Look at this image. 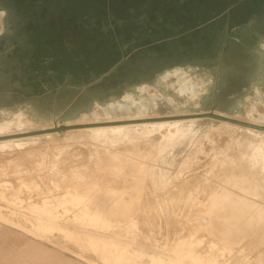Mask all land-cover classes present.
I'll return each instance as SVG.
<instances>
[{
  "label": "rangeland",
  "instance_id": "1",
  "mask_svg": "<svg viewBox=\"0 0 264 264\" xmlns=\"http://www.w3.org/2000/svg\"><path fill=\"white\" fill-rule=\"evenodd\" d=\"M116 1L0 0V264H107L87 242L36 236L33 206L45 203L85 240L129 244L128 264L174 257L184 241L183 254L191 244L203 263L264 264V129L210 116L264 128V0H200L217 14L185 18L170 15L175 0H120L183 25L138 43L130 30L124 44ZM246 11L259 24L232 44ZM172 72L203 79L205 90L179 97ZM110 190L132 218L109 220V230L59 204L77 192L109 210ZM223 214L236 216L232 244L211 232Z\"/></svg>",
  "mask_w": 264,
  "mask_h": 264
},
{
  "label": "bare ground",
  "instance_id": "2",
  "mask_svg": "<svg viewBox=\"0 0 264 264\" xmlns=\"http://www.w3.org/2000/svg\"><path fill=\"white\" fill-rule=\"evenodd\" d=\"M177 74L179 73L172 72L170 75L176 77ZM166 77L167 75L164 77V79H167ZM205 84H207V82H205L203 79L191 78L190 75L188 74L185 76L177 75L176 81L173 83H169L168 87L169 89H172L174 93L181 98L183 95L192 98V97H198L199 94L203 92V90H205L206 87ZM142 101L143 98H139L138 100L133 101V104L136 107L138 106L140 108H143L144 104ZM151 101L153 104H156L157 99L154 98L153 100L151 99ZM126 103L130 104L128 107H133L131 105L130 100ZM35 185L38 187V184ZM244 189L249 194L257 195V191H252L251 189H247V188ZM105 194L107 195L108 198L112 200L111 202L112 205L109 210L104 209L102 205L99 204V195H94L92 197V201L87 203L85 199L86 197L77 192H73V193L68 192L66 195L64 196L62 195L63 197L59 199V204L67 205V206L68 205L76 206L79 209V214L76 215V217L79 216L81 219L86 220L87 224L89 225L95 223L94 226L97 225L99 227L105 226L107 230L113 227L109 220H113V222H119L120 218H124V220H127L128 218H132L131 217L132 205L126 203V201H124L123 198L114 196L115 192L112 190L107 191ZM244 204H247V202L245 201ZM33 209L34 212H38L39 214V218L33 223L32 226L35 232L32 233H34L36 236L42 237L50 241V238H52L55 235L56 233L55 231H59L60 233H63L67 238L75 240V242L77 244H80L79 246H81L82 248L86 246V248H91L95 250L101 256L102 260H104L107 264H128V262L131 260L129 254L130 251L127 248L129 247V244L124 242L118 243L115 241H108L105 238L95 235V233H88V232L86 233L88 236V239H86L87 240L86 241L85 238L81 236L83 235L81 231L79 230L72 231L69 228L64 227L63 225H60L57 220L58 216H56V214L50 210V207H48L46 203L42 207L33 206ZM235 214L221 215L220 218L224 220V223L222 225L223 229L211 230L212 233L215 232L216 234L219 233L221 237H223L222 239L227 244H232L231 242L233 238L231 240L232 233L230 227L236 224L233 221L234 218L236 217ZM243 215L244 213L242 214V216ZM0 218L2 219L1 216ZM4 229L5 228L0 225V230H4ZM84 242H87V244L85 246H82L81 243ZM190 245L191 244H189L187 254H183L182 252L183 250L186 249L185 247L187 246V242L184 241L181 242V244L179 245L180 248H178L179 250L176 252L177 254L174 257L166 258L163 256L157 257L151 255L152 256L151 263L152 264H188V261H190L195 264H208V263H203L199 259H194L196 255L193 256V254H191L193 252V249L192 246ZM209 264L212 263L210 262Z\"/></svg>",
  "mask_w": 264,
  "mask_h": 264
},
{
  "label": "flooded vegetation",
  "instance_id": "3",
  "mask_svg": "<svg viewBox=\"0 0 264 264\" xmlns=\"http://www.w3.org/2000/svg\"><path fill=\"white\" fill-rule=\"evenodd\" d=\"M117 3H115L116 5V9H113V16H120L122 15V20H117L115 25L113 26L115 29H120L122 28L123 31L121 32V36L123 35V44L131 37L132 38V34L133 32H135L133 38L137 39V43L141 40H145V38H150L152 34H155V32L157 33H162V34H166L167 32H180V30L183 29V25L180 24L177 28V26L174 27V24L172 22H167L165 19L164 20H160L159 19V15L157 14H153L152 11H150L149 9H135L136 7H134L133 9H123V6H120V0L116 1ZM200 0H175L176 5H173L172 1L170 2V6H171V10L170 12H174L176 14V16H179L181 18H185L188 17L189 12H193L191 13L192 17H204V15H209V16H215L217 13L216 12H211L208 10H204L202 7V5H200ZM210 2H213L214 4H216L217 6H219L222 2V0H210ZM6 4V3H5ZM125 4V3H124ZM228 4V3H226ZM186 5V9H182L181 6ZM191 5V6H190ZM176 6V7H174ZM190 6L188 9L187 7ZM229 7H227L230 11V5L228 4ZM193 9H197V10H193ZM190 10V11H189ZM163 12V11H161ZM121 13V14H120ZM174 13L170 14L171 16L174 15ZM244 13H247V22L245 25H243L240 29L235 30L232 37H229V42H231L232 44L234 43V41H236L237 38L241 37L242 35H248L249 30H251L254 26L258 25L259 22L256 19V15H253V13L250 11H246ZM251 13V14H250ZM250 14V15H248ZM164 15V14H163ZM10 17H13L12 13L9 14ZM166 16H168L166 14ZM165 17V15H164ZM14 18V17H13ZM125 18V19H124ZM154 18H158L155 22H153ZM15 19V18H14ZM202 21H199V24ZM128 27H130V29H127ZM140 29L142 32L138 33L136 32V29ZM110 30V28H105V31L108 32ZM130 30H132L133 32H131ZM251 35V34H249ZM180 36V35H179ZM172 43H176L178 41L177 39H172L171 40ZM134 42V41H133ZM202 44L204 46H207V42L206 40H203ZM128 45V43H127ZM128 48H130V46H127ZM171 60V59H168ZM172 62V61H171ZM136 65H132L131 69L135 70V69H140L141 67L145 66V62H141L140 64L135 63ZM167 66V64H166Z\"/></svg>",
  "mask_w": 264,
  "mask_h": 264
},
{
  "label": "water",
  "instance_id": "4",
  "mask_svg": "<svg viewBox=\"0 0 264 264\" xmlns=\"http://www.w3.org/2000/svg\"><path fill=\"white\" fill-rule=\"evenodd\" d=\"M210 116L215 118V119L221 120V121H226V122H230V123H234V124H238V125H242V126H246V127H251V128L264 129L262 127H259V126H256V125H253L250 123L241 122V121L234 120V119L222 116V115H216L214 113L210 114Z\"/></svg>",
  "mask_w": 264,
  "mask_h": 264
}]
</instances>
